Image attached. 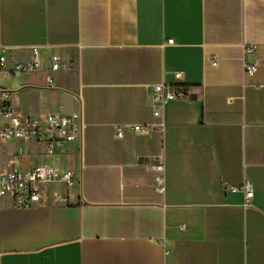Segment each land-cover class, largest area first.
<instances>
[{
  "label": "crops",
  "instance_id": "1",
  "mask_svg": "<svg viewBox=\"0 0 264 264\" xmlns=\"http://www.w3.org/2000/svg\"><path fill=\"white\" fill-rule=\"evenodd\" d=\"M0 24L8 68L41 56V71L0 77L18 111L86 123L54 156L0 144L2 170L60 164L77 178L46 186L37 208L0 199V264H264V0H0ZM53 55L73 65L57 90ZM157 84L178 95L159 117ZM118 124L151 130L118 138ZM246 182L249 203L231 189Z\"/></svg>",
  "mask_w": 264,
  "mask_h": 264
},
{
  "label": "built area",
  "instance_id": "2",
  "mask_svg": "<svg viewBox=\"0 0 264 264\" xmlns=\"http://www.w3.org/2000/svg\"><path fill=\"white\" fill-rule=\"evenodd\" d=\"M254 48H249L248 53ZM31 58L26 62H18L12 68H8L7 48L1 43L0 24V77L2 74L8 77L15 75H29L42 69L41 56L38 47H32ZM72 63L65 62L60 56L53 55L49 59L46 69L45 87L57 90L55 76L60 72L72 68ZM246 72L253 76L256 73V65H246ZM181 78V73L176 74ZM152 103L154 115L161 116L165 106L175 100L178 95L173 87L165 84L154 85ZM13 92L9 91L0 81V144L9 141L22 143L38 142L45 146L46 154L54 156L56 149L64 144L82 141L86 130V123L82 112L71 114L48 113L43 119L22 115L12 102ZM60 106L63 107V104ZM61 107V108H62ZM149 126L118 124L114 127L115 135L123 138L126 132L143 133L150 131ZM150 169L155 174V189L159 193L165 191V166L163 162L152 164ZM76 174L73 170L64 169L60 164L39 165L26 170H2L0 169V199L10 198L16 207L21 209L37 208L41 205L43 189L52 184H59L66 188L76 183ZM233 191L242 189L246 194V202L253 198L254 192L249 183L241 188L233 187ZM54 203L64 204L67 198L59 192L53 193Z\"/></svg>",
  "mask_w": 264,
  "mask_h": 264
},
{
  "label": "rangeland",
  "instance_id": "3",
  "mask_svg": "<svg viewBox=\"0 0 264 264\" xmlns=\"http://www.w3.org/2000/svg\"><path fill=\"white\" fill-rule=\"evenodd\" d=\"M68 160H71L70 156H67Z\"/></svg>",
  "mask_w": 264,
  "mask_h": 264
}]
</instances>
